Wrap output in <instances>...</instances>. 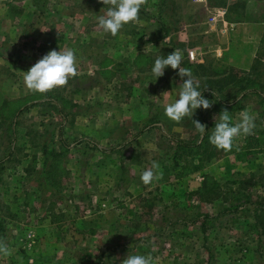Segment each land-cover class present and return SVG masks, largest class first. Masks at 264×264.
<instances>
[{"label": "rangeland", "instance_id": "374dc122", "mask_svg": "<svg viewBox=\"0 0 264 264\" xmlns=\"http://www.w3.org/2000/svg\"><path fill=\"white\" fill-rule=\"evenodd\" d=\"M233 1L245 5L239 21L235 13L225 18L222 4ZM106 6L102 0H0V32L12 29L15 40L5 49L19 62L26 52L15 42L34 33L40 41L47 32L56 39L53 47L46 40L44 54L72 48L81 56L65 85L21 103L14 127L0 109V242L11 249L0 255V264H120L127 254H151L156 264H264L263 87H257L263 96L248 91L238 104L220 108L213 95L230 101L235 92L228 84L219 89L220 74L207 68L193 76L208 87L202 95L211 106L173 121L164 105L178 95L177 70L169 67L157 79L150 72L157 55L175 49L187 58L189 46L201 40L198 27L222 9L209 24L216 26L214 35L205 40L222 61L213 62L211 52L207 61L226 70L224 60L247 61L255 50L260 74L250 77L264 84V0H143L138 19L115 36L97 25ZM242 26L250 27L245 32ZM16 27L24 37H14ZM91 49L96 66L86 60ZM4 67L0 104L34 93L24 80L8 81ZM221 109L234 121L249 110L255 125L250 133L260 148L247 152L242 135L208 158L212 144L203 150V134L192 119L213 125ZM54 149L66 151L59 159L50 154ZM154 160L160 175L145 185L140 174ZM198 163L178 176L180 165ZM205 175L219 183V194L209 200L193 193Z\"/></svg>", "mask_w": 264, "mask_h": 264}, {"label": "clouds", "instance_id": "9594fccd", "mask_svg": "<svg viewBox=\"0 0 264 264\" xmlns=\"http://www.w3.org/2000/svg\"><path fill=\"white\" fill-rule=\"evenodd\" d=\"M107 5L104 11L96 17L97 25L104 33L117 35L124 25L138 19L143 0H102ZM182 53L173 50L167 55H157L152 63L150 72L155 79L164 75L167 68L177 70L180 77L178 95L174 100L164 105V114L173 121H181L185 117L192 118L198 108L207 109L211 101L202 95L200 81L196 79L191 70L182 66ZM77 72L76 53L72 48L59 50L52 49L43 54L27 71H24V84L32 91L45 93L55 86L65 85L68 79ZM214 127L208 136L211 144L217 148L229 150L237 136L249 134L254 128V116L249 110H242L238 121H234L230 111L221 109L216 114ZM196 130L203 134L206 126L192 119ZM160 175L159 164L152 161L150 168H145L141 174V181L147 185ZM11 249L7 244L0 242V255L9 256ZM120 264H156L151 254H127Z\"/></svg>", "mask_w": 264, "mask_h": 264}, {"label": "trees", "instance_id": "16d2710c", "mask_svg": "<svg viewBox=\"0 0 264 264\" xmlns=\"http://www.w3.org/2000/svg\"><path fill=\"white\" fill-rule=\"evenodd\" d=\"M210 5H217L216 3H212V2H208ZM224 9H225V18L230 19L231 18V14L235 13L237 14L236 17H233L234 21H239L241 20L240 18H242V11H239L238 9H243L245 7V5L241 2L238 1H233L232 3H223L222 4ZM172 26V25H171ZM170 27H167V29L165 30V34H169L170 33ZM173 28V27H172ZM138 58H144L148 60V56L145 55L144 53H139L137 55ZM141 61L138 59L137 63H140ZM259 62L260 59L258 57V55H256L248 69V72L245 71H239V70H233V68L230 69H226V70H222V69H218V70H214L212 72H215V74H217L216 76H218V74H220V77H218L216 79L215 83H219L220 87L219 89H222V86L225 84H228L231 86V88L233 89V92H235V96L234 99L230 100V101H223L221 100L219 97H215V95H213L214 99V105L215 106H219L220 108H228L227 106H231L233 104H238L242 98L243 95H245V93H247L248 91H255L257 93L258 96H263L262 90L264 89V84H262L260 82L259 79L250 77L251 75H255L256 77L259 76L260 72L258 71V66H259ZM182 66L187 67L191 70V73L193 72L192 75H200V71L202 72L201 75H204L205 72L207 71V67L206 66H201L198 63H189L188 61H182ZM239 71V72H238ZM241 73V74H240ZM258 86L263 87V89H259L257 88ZM201 89L203 90V92H207L209 91L208 87H206V85H201ZM259 89V90H258ZM244 92V93H243ZM240 97L236 98L237 94H240ZM36 99V98H40L38 95L34 94L33 96L30 97V99ZM22 101L21 99H4L2 101V104L0 106V109L3 113H5V116H7V118H11L13 119V127L15 125V123H17V118L16 116L20 113L21 108V104ZM201 108H198V112L201 114ZM16 118V119H15ZM1 122V120H0ZM201 123H203L206 126V130L203 133V137H201V140L203 142L202 148L203 150H207L209 149V145L211 144L208 140V136L209 133L211 131V127H214V124L211 125L209 124L208 121H206L204 118H201ZM10 133V132H9ZM5 134H3L2 136H4ZM246 138V143H244L243 147L247 152H249V150H256V148H260V142L258 141V139L254 136V134H246L245 135ZM223 149L217 148L216 146H214L212 144L211 149H209V152L206 154V156L209 158L211 156L216 157V155ZM66 151V150H51L50 154L52 155V157H59L63 154L62 152ZM45 163V162H44ZM176 165H178V162H175ZM200 163L198 164H193V166H191L188 169V165L187 164H182L180 165V173L178 174V176L185 174L186 172H190L191 170H196L198 169L200 166ZM190 166V165H189ZM2 167V166H0ZM218 187H219V183L210 175H205L204 177V181L202 183V185L200 187H198L196 190L193 191V193H197L200 194L201 197L205 200H209L210 198H213V196H217L218 193Z\"/></svg>", "mask_w": 264, "mask_h": 264}, {"label": "crops", "instance_id": "0c3cea01", "mask_svg": "<svg viewBox=\"0 0 264 264\" xmlns=\"http://www.w3.org/2000/svg\"><path fill=\"white\" fill-rule=\"evenodd\" d=\"M194 2H198V3H203V0H193ZM10 1H8L6 4H8ZM36 14H39V13H36ZM40 15V14H39ZM209 21V20H208ZM206 21V22H208ZM214 22V21H212ZM212 22H208V25ZM202 23V21L200 22ZM204 21L203 23L198 27V30H199V36L201 38V40H199L198 43H194L192 44L191 46H189L190 50L188 51L189 52V56L186 58L183 57V61H188L189 63H193V62H197V63H200L201 66H206L208 69H209V72L212 73V67L214 68V66L209 64V62H211V60H208L207 61V53L208 52H211V59H213V62L215 61H222L220 60V54H219V51H215L216 48H207V43H205V40L207 37L209 36H212L214 35V30L216 28L215 25H209L208 26ZM237 26H240L239 24H236L234 29L237 27ZM243 27V26H242ZM246 27H250V26H246ZM246 27H243V29L245 30V32H247L246 30ZM233 29V30H234ZM11 30L10 28L8 29H2V31L0 32V35H1V39L3 40L0 44V71L3 70L5 67L4 66H9V71L7 72V79L8 81H15L16 78L21 81L23 79H20V77H22L21 74H19V71L20 69H18V67L20 68L21 66L24 67L23 69H21V73L23 71H27L29 69V67L31 66V64L35 63L43 54H44V49L46 48V40H49L51 43H52V47L55 45L56 42H54L56 39L52 36V32H47V37L45 36L44 39L45 41H40V37H39V34L38 33H34V34H29L27 35V37H25L24 39H22V41H17L15 42L16 44L18 43H21L22 45H24L23 47V51H25V57L22 58L21 62H19V59L16 58V56L14 55H11L10 51L8 49H5V47H7L8 45V41L9 40H13L11 38H9V36H11ZM54 31V30H53ZM55 33V32H53ZM24 34L25 33H22V29L20 27H16L14 28V32H13V35L14 37H24ZM60 33H59V37H60ZM53 38V39H52ZM211 38V37H210ZM7 40V41H4V40ZM15 41V40H13ZM41 42L42 45H41ZM45 42V43H44ZM205 43V44H204ZM38 45L40 47H36L35 45ZM15 45V44H14ZM13 46V44L11 45ZM10 46V47H11ZM92 48V47H91ZM213 49V51H212ZM2 50V51H1ZM5 50H8L6 54L5 53ZM59 50V49H57ZM195 52V54L197 53V58L195 57L194 59L193 58V53ZM254 51L251 52L250 54V59L246 61L245 58L241 59V61H236L235 59H232V60H224L225 61V64L227 66H225V69H230V68H233V69H238L240 72L241 71H245L247 72L248 71V68L250 67L251 65V62H252V59H253V56H254ZM76 53V59L80 58L81 56L75 51ZM92 53V49H91V52H88L86 53V60H90L89 62L93 65V66H96L95 64V60L90 57L88 54L91 55ZM192 57V58H190ZM35 60V61H33ZM215 60V61H214ZM22 62H25V63H22ZM5 64V65H4ZM13 67V68H12ZM17 67V68H16ZM96 68V67H94ZM1 76L0 75V81H1ZM216 77V76H215ZM34 94L38 95L40 98L43 96L42 93H39V92H36L34 91V93L32 94H28V95H21L22 97H16L17 99H21L22 102H28L27 98L29 96H33ZM16 98H3L4 99H16ZM25 103V104H26ZM2 104V103H1ZM0 104V106H1Z\"/></svg>", "mask_w": 264, "mask_h": 264}, {"label": "built area", "instance_id": "2783aa9c", "mask_svg": "<svg viewBox=\"0 0 264 264\" xmlns=\"http://www.w3.org/2000/svg\"><path fill=\"white\" fill-rule=\"evenodd\" d=\"M203 3L206 5V0H203ZM218 12L214 11L211 15H209L208 20L210 22L216 20L215 13L220 14L221 16L223 15L224 11L222 9H217Z\"/></svg>", "mask_w": 264, "mask_h": 264}]
</instances>
